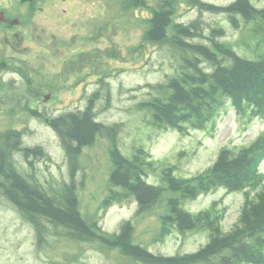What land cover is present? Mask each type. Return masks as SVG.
I'll return each mask as SVG.
<instances>
[{
  "label": "rangeland",
  "instance_id": "obj_1",
  "mask_svg": "<svg viewBox=\"0 0 264 264\" xmlns=\"http://www.w3.org/2000/svg\"><path fill=\"white\" fill-rule=\"evenodd\" d=\"M122 1L125 10L119 18L117 9L120 5L116 0H74L73 20L77 21V28L71 32L80 35L78 48L83 53V81L76 85L72 79L66 81L65 86L63 79H58L61 86L43 90L46 94L54 91L55 100L35 102L27 95L30 100L19 108L5 106L0 109V151L3 147L5 153L3 158L0 157V164H3V168L0 167V264H144L123 252L124 245L118 234L126 223L131 226V244L149 250L154 256L196 252L208 242L206 230L182 233L173 225L165 232L163 222L170 210L169 199H181V192L172 190L165 179L166 170L171 169L175 177L199 178L210 170L223 148L238 151L264 139V116L250 117L238 113L233 106L216 120V126L209 124L197 130L189 127L186 131L152 125L151 114L143 106L159 95L162 86L182 69L183 63V52L170 44H158L145 37L154 9L172 11L169 37L176 26L193 23L200 34L189 40L192 43L210 45L213 31L221 29L224 34L218 35L217 39L242 57L259 58L264 53V33H259L260 27L255 30L254 19L246 20L238 14L235 23L227 13L208 9L214 5L229 6L236 0H145L140 6L132 3L134 9L140 7L136 11L128 8V2L132 0ZM23 3L24 0H0V8L7 5V10L15 16L21 13L16 7ZM250 3L257 9L264 8V0H250ZM103 6L105 12L101 11ZM81 8L83 11H76ZM96 12L104 13L97 19L93 16ZM43 18L28 24L37 26L35 35L39 32L49 34L50 23L53 24L51 30L59 24L57 19ZM93 20L106 24L103 31L93 28ZM42 27L46 29L42 30ZM104 49L109 53L107 57ZM24 51L22 44L10 53L4 51L0 59L7 58V62L12 60L14 64L16 60L12 55L19 56ZM32 52L34 58L39 57L37 63L40 64L35 66L40 68L41 62L47 59L42 58L40 49ZM94 53L97 63L93 61ZM4 54L7 56L3 57ZM202 67L210 71L214 68L207 61ZM18 69L12 67L4 75L13 79L16 87L24 82L17 74ZM86 110L104 128L97 132L92 144L81 148L76 160H71L59 130L51 121L63 123L70 114ZM114 137L117 148L128 158L137 148L147 150L152 165L146 180L162 187L160 197L151 207L141 210L135 201L104 204L111 190L122 192V188L112 187L109 182L115 168L112 157ZM260 164V172L264 174V160ZM11 169L46 190L51 197L60 196L73 187L80 214L97 239L78 241L68 238L62 234V228L57 229L46 221L44 229L47 232L39 240L35 225L4 194L5 184L8 179L12 180ZM257 186L258 190H264V177ZM247 190L232 192L222 186L200 194L196 199L186 200L184 206L194 214L215 206L223 212L222 226L229 232L237 222L245 193L253 188Z\"/></svg>",
  "mask_w": 264,
  "mask_h": 264
},
{
  "label": "trees",
  "instance_id": "obj_2",
  "mask_svg": "<svg viewBox=\"0 0 264 264\" xmlns=\"http://www.w3.org/2000/svg\"><path fill=\"white\" fill-rule=\"evenodd\" d=\"M208 9L227 13L235 23L238 14L246 20L254 19L255 30L260 27L259 33H264V8L257 9L250 0H236L229 6L220 8L214 5ZM171 13L167 9L154 11L145 34L148 40L170 44L183 52L182 69L162 86L159 95L143 103L151 114L152 125L180 131L189 127L203 129L209 124L216 126V120L228 112L229 106L250 117H263L264 53L259 58L242 57L217 39L218 35L224 34L221 29L213 31L210 45L192 43L189 40L200 34L193 23L176 26L169 37ZM205 61L214 67L213 70L202 67ZM69 117L63 123L58 120L51 123L59 130L70 159L76 160L81 148L92 144L97 132L104 127L89 110ZM115 139L112 154L115 168L109 182L112 187L122 188V192L111 190L104 204L110 206L115 202L135 201L141 210L151 207L160 197L162 187L146 180L152 165L147 150L137 148L128 158L117 148ZM219 155L210 170L204 176L201 174L202 177H175L171 169L166 170L165 175L170 188L181 192V199H169L170 210L163 222L165 232L170 231L173 225L182 233L204 229L209 233L208 242L190 254L154 256L149 250L131 244V226L126 223L118 234L124 245V254L137 257L144 264H264V190H258L257 186L264 177L259 170V163L264 159V139H258L253 145L238 151L225 147ZM0 165L2 169L3 164ZM9 175L12 180L10 185L3 182L6 183L4 194L35 225L39 240L47 232L44 229L46 221L57 229L62 228V234L68 238L78 241L97 239L80 214L73 187L67 188L60 196L51 197L46 190L17 175L14 169ZM222 186L232 192L253 188L245 193L237 222L229 232L222 226L223 212L215 206L198 214L184 206L186 200L196 199L200 194Z\"/></svg>",
  "mask_w": 264,
  "mask_h": 264
},
{
  "label": "flooded vegetation",
  "instance_id": "obj_3",
  "mask_svg": "<svg viewBox=\"0 0 264 264\" xmlns=\"http://www.w3.org/2000/svg\"><path fill=\"white\" fill-rule=\"evenodd\" d=\"M46 1L47 0H24V3L20 7H16L20 9L21 13L15 16L7 10V5L4 6V8H0V34L2 36V38H0V54L2 55L4 51L10 53L16 50L17 46H21L22 44L25 50L23 53H19V56L15 54L12 55V58L16 60L14 64L11 63L12 60L7 62V58L0 59V109H3L5 106L12 109L16 107L19 108L21 104H25L30 100L27 95H31L30 97H33L35 102H41V100H55L57 96L54 91L46 94L43 93V90L49 89V87H55V85H58L57 87L61 86L58 83V79H63V84H65V86H67L66 81L72 79V82L76 85L83 81L81 72V56H83V53H81L78 48V39L80 35L78 37L77 32H75V34L71 32L75 30L74 28H77V21L73 20L76 7V5L74 7V0H50L49 3H46ZM116 2L120 5L117 11H119L118 16L121 18V11L125 10V5L122 0H116ZM132 3L140 6L145 4V0H132V2H128V4H130L128 8L136 11L140 7L134 9ZM98 6L101 9L102 6H100V3ZM103 7L101 11L105 12L106 7ZM76 11L81 12L83 9L81 8ZM154 11H156V9H154L153 12ZM103 13L96 12L93 16L98 19L97 16ZM41 16L46 20L57 19L59 24H55L56 26L54 25V30L59 33L57 34V32L51 30V28L53 29V24L50 23V27L48 28L50 31L49 34L42 35L39 32L38 35H35L37 31L35 28L37 26H29L28 24H33V22L37 20L39 22ZM93 25V28L97 29V31H103L106 24H98L97 21L93 20L92 26ZM18 27H20V31ZM42 28V30L46 29L44 27ZM63 29L64 32H62ZM45 32L47 33L46 30ZM38 49H40L42 58L47 59L41 62L40 68L35 66L40 64L37 63L39 57L34 58V53L32 52ZM97 52L100 53L102 51L97 50ZM104 53L106 57L109 54L106 50ZM25 54H27V57ZM6 56L7 54H4L3 57ZM93 61L96 63L98 62L96 61L95 53ZM12 67H18L17 74L21 75L24 79L23 84L20 83L18 87H16L13 79H10V77L8 79L4 76L5 73H7L5 71L12 69ZM23 94H26V96ZM4 154L2 147L0 156L3 158Z\"/></svg>",
  "mask_w": 264,
  "mask_h": 264
},
{
  "label": "bare ground",
  "instance_id": "obj_4",
  "mask_svg": "<svg viewBox=\"0 0 264 264\" xmlns=\"http://www.w3.org/2000/svg\"><path fill=\"white\" fill-rule=\"evenodd\" d=\"M10 182H11V180H10V179H8V182H7V184H10Z\"/></svg>",
  "mask_w": 264,
  "mask_h": 264
}]
</instances>
